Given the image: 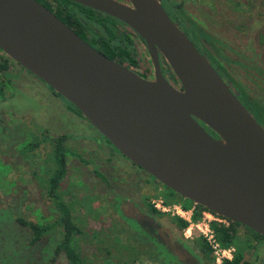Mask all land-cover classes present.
<instances>
[{"label": "water", "instance_id": "water-1", "mask_svg": "<svg viewBox=\"0 0 264 264\" xmlns=\"http://www.w3.org/2000/svg\"><path fill=\"white\" fill-rule=\"evenodd\" d=\"M70 1L130 26L155 79L99 52L37 0H0V49L160 184L264 237V128L160 0ZM159 54L182 90L163 77Z\"/></svg>", "mask_w": 264, "mask_h": 264}, {"label": "rangeland", "instance_id": "rangeland-1", "mask_svg": "<svg viewBox=\"0 0 264 264\" xmlns=\"http://www.w3.org/2000/svg\"><path fill=\"white\" fill-rule=\"evenodd\" d=\"M224 1L201 0L209 9L214 6L209 27L215 34V23H233L238 15ZM261 13L259 5L253 16L240 17H253L259 28ZM8 62L0 92V264H69L63 254L53 253L60 228L29 245L28 231L14 221L17 216L35 220L37 211L48 220L57 215L38 179L46 178L45 168L52 165L49 138L34 152L20 151L22 142L32 135L41 139L44 132L67 135L68 171L59 193L70 201L83 229L78 243L89 264H207L194 234L185 237L169 213L155 215L147 208L146 201L152 204L172 191L123 157L45 82ZM236 229L244 259L264 264V239L239 223Z\"/></svg>", "mask_w": 264, "mask_h": 264}, {"label": "flooded vegetation", "instance_id": "flooded-vegetation-1", "mask_svg": "<svg viewBox=\"0 0 264 264\" xmlns=\"http://www.w3.org/2000/svg\"><path fill=\"white\" fill-rule=\"evenodd\" d=\"M37 1L53 12L67 26L71 29L73 28L63 19L65 16L59 7V2L61 0ZM120 1L127 3V0ZM160 2L171 20L189 37L197 50H200L199 52L207 57V53L212 54L214 60L211 58L209 59L211 60V65L228 84L231 91L243 106L264 128V111L262 112V109L258 104V102H264V78L262 77L264 75V47L260 44V41L257 38L259 36L256 35L259 30L256 29L257 24L255 19L253 17L245 18L244 15L243 17H240V15H234L236 19H234L233 23L225 24L224 21L215 23L217 32V34H215L209 27L210 25H214L212 23L214 15L208 6L201 2V0H160ZM191 7L196 11H193ZM92 10L98 12L99 15L109 20L118 32L121 33L122 41H120V44L117 46L112 43L107 44L106 42L108 41L100 40L98 35L100 32L94 27V25H91V27L88 28L82 23L81 27H83V29L77 31L74 29L72 30L108 58L122 64L140 77L148 81H153L155 79V68L143 39L130 26L119 19L103 12L94 9ZM239 17L243 19L240 20ZM190 19H194V21L197 20L199 26H203L204 32H207V34H210L212 37H209V40L198 37L192 29L191 24L188 22L186 23V21ZM71 24H73V22ZM125 39L130 42L128 44L130 57L126 58L123 56L124 53L121 52L119 54L120 51L118 50V47L126 46ZM101 41L105 42L107 46H104ZM257 41L259 42L258 44ZM214 48L217 49L218 53H216ZM8 60L13 61L0 49V65H7L9 63ZM159 60L160 70L163 77L174 88L182 90V87L172 69L160 54ZM13 63L16 62L13 61ZM16 64L20 67L18 63ZM103 139L108 142L104 137ZM108 143L114 147L110 142ZM140 170L145 172L141 168ZM146 174L152 177L150 174ZM152 179L158 183L153 177ZM260 237L264 239V237Z\"/></svg>", "mask_w": 264, "mask_h": 264}, {"label": "trees", "instance_id": "trees-1", "mask_svg": "<svg viewBox=\"0 0 264 264\" xmlns=\"http://www.w3.org/2000/svg\"><path fill=\"white\" fill-rule=\"evenodd\" d=\"M203 1V0H202ZM226 7L235 10L238 15L249 13L247 15H251V12L258 10V6L261 5L262 12L261 15V24L260 27H256L259 30L257 32L258 40L260 44L264 47V0H225L224 1ZM59 7L64 14V21L69 23L72 29L75 31L83 29L81 24L83 23L88 28L91 25H94L95 28L99 30V39L102 41H108L107 44L119 45L120 41H122V35L118 32V30L107 20L106 18L99 15L98 12L93 11L90 7L83 6L77 2H73L70 0H61L59 2ZM214 6L210 7V10H213ZM109 17V16H105ZM250 17V16H248ZM73 22V24H71ZM190 23L192 29L198 37L205 38L209 40V37H212L207 32H204L203 26H199V22L194 19H190L186 21V23ZM101 41V42H102ZM126 46L118 47V50L123 52L124 58L130 57L128 44L129 40L125 39ZM259 42L257 41V44ZM104 46H107L105 42H102ZM216 53L217 49L214 48ZM200 51V50H199ZM204 55V54H203ZM208 57L204 55L208 61L210 58L214 60L211 53H207ZM6 64L0 65V92H3L4 84H5V75H6ZM264 78V75L262 76ZM68 102V101H67ZM69 103V102H68ZM78 113H80L71 103H69ZM262 112L264 111V102H258ZM81 114V113H80ZM82 115V114H81ZM203 124V123H202ZM204 125V124H203ZM207 128V127H206ZM209 132L211 130L207 128ZM32 139L28 142H22L20 151L23 154H28L30 152H34L35 149L39 147V145L49 138L52 144L51 154L49 156V160L52 162L51 166L45 168L47 173L46 178H38L39 185L45 190V195L52 200L54 207L57 210V215H52L48 220L47 217H44L40 211H37V219L32 220L22 216H17L14 218L16 224H18L21 228L25 229L29 233V245H34L39 241H42L43 238L49 236V234L56 232L60 228L61 238L60 241L56 244L53 253L55 256L59 254H63L67 259L69 264H89V261L82 254L80 245L78 243V235L83 233V229L75 222L74 219V209L70 201H66L61 193H59V187L62 180L65 178L68 165H67V156L70 152L67 147V135L61 134L56 137H49L45 132L43 133V137L39 139L37 136L32 135ZM217 137L216 135H214ZM109 142V141H108ZM33 175L37 177L36 170H33ZM105 181L106 178L103 177ZM171 190V189H170ZM171 192L167 194H163L161 198L164 200L166 204L179 203L185 209L190 208L193 205L188 199L183 198L178 193L171 190ZM146 205L148 210L155 215H163L164 213L158 211L151 203L146 201ZM208 210L206 207L202 205H195V210L192 215V221L197 222L201 217V211ZM172 223L183 232L187 226L188 222L179 217H171ZM229 224L223 225L217 222H212L211 227L215 233L217 240L219 241L222 247L234 246L235 252L231 260L225 259L222 264H251V260L244 259V250L238 245V238L240 237L237 234L236 225L237 222L231 221L228 219ZM251 230V229H250ZM254 232V231H253ZM255 233V232H254ZM199 241L200 251L204 256L207 264H216L214 261V256L212 254V250L210 246L207 244L205 239L198 235L196 232L193 233ZM257 234V233H256ZM53 235V234H52ZM259 235V234H258ZM260 236V235H259ZM245 240L250 241L251 239L246 238Z\"/></svg>", "mask_w": 264, "mask_h": 264}, {"label": "built area", "instance_id": "built-area-1", "mask_svg": "<svg viewBox=\"0 0 264 264\" xmlns=\"http://www.w3.org/2000/svg\"><path fill=\"white\" fill-rule=\"evenodd\" d=\"M152 205L162 213H169L172 217H179L188 222L187 228L183 231L185 237H191L194 232L202 236L212 250L216 264H222L225 259L231 260L234 252V246L222 247L217 240L211 227L212 222L228 225V219L212 211H201V217L197 222L192 221V215L195 210V204L185 209L179 203L166 204L163 199L152 200Z\"/></svg>", "mask_w": 264, "mask_h": 264}]
</instances>
